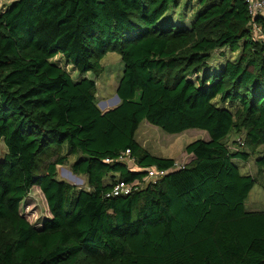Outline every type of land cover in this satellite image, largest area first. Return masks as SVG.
<instances>
[{"label":"trees","instance_id":"16d2710c","mask_svg":"<svg viewBox=\"0 0 264 264\" xmlns=\"http://www.w3.org/2000/svg\"><path fill=\"white\" fill-rule=\"evenodd\" d=\"M190 1L12 0L0 11V264H264V207L244 208L254 184L264 193V16L244 0ZM107 52L122 70L118 103L100 110L86 73L99 75ZM140 121L207 137L175 168L136 140ZM125 150L133 168L115 160ZM67 156L88 189L56 178ZM249 157L254 174L241 171ZM150 167L167 172L105 196ZM32 186L49 213L38 226L19 212Z\"/></svg>","mask_w":264,"mask_h":264},{"label":"rangeland","instance_id":"374dc122","mask_svg":"<svg viewBox=\"0 0 264 264\" xmlns=\"http://www.w3.org/2000/svg\"><path fill=\"white\" fill-rule=\"evenodd\" d=\"M11 1L12 0H0V11L3 10ZM194 3L195 0L190 1V4ZM167 12L171 13V10L168 9ZM184 13L186 16H189L186 14V10ZM181 14H183V10L181 9V5H179L175 8V12L169 14V17L173 21H178ZM180 21L187 23V17L185 20ZM253 33L254 37H259L258 29L254 30ZM213 53L214 56L212 57V60H209L211 64H214V62H218L221 59L217 50L213 51ZM235 56V53L231 55L232 58ZM52 60L56 61L58 65L64 67L72 78L76 77V73L72 71L70 66L65 65L64 61L60 59L59 56L53 57ZM100 63L102 71L99 75L94 77L90 72H87L86 75L87 77L93 78L95 81L96 105L100 110H103L118 103V99H116L114 95L115 87L122 70V62L115 52H107L101 58ZM135 137L139 144L152 154L164 157H173L177 165H182L189 159V155L183 151L184 145L194 139H206L207 136L205 131L197 128H189L180 133L169 134L147 123L146 121H140L135 132ZM3 152L4 148L0 142V156ZM73 159L74 156H67L62 165H56V178L68 182L73 185L75 189H88L85 177L83 175H74L70 171V164ZM241 171L249 172L251 174L256 172L252 157H249L247 161L242 163ZM262 183H264V180ZM263 207V190L258 184H254L244 201V208L260 209ZM19 212L34 226H38L43 218L49 217L45 199L37 186H32L27 196L20 202Z\"/></svg>","mask_w":264,"mask_h":264},{"label":"built area","instance_id":"2783aa9c","mask_svg":"<svg viewBox=\"0 0 264 264\" xmlns=\"http://www.w3.org/2000/svg\"><path fill=\"white\" fill-rule=\"evenodd\" d=\"M246 3V9L249 15H262L264 16V0H244ZM254 29H257L254 26ZM116 161L124 162L128 166L133 168V158L128 156V151L125 150L124 152L120 153L116 158ZM104 161H109V159H104ZM175 168L182 167V165H177L174 161ZM167 170L164 169H156L154 167L147 168L144 176L141 178L140 181L133 180L130 182H126L123 180H116L109 191L105 193V196H117V195H125L128 194L130 191L136 189L137 187H141L147 181H155L156 179L162 177Z\"/></svg>","mask_w":264,"mask_h":264},{"label":"crops","instance_id":"0c3cea01","mask_svg":"<svg viewBox=\"0 0 264 264\" xmlns=\"http://www.w3.org/2000/svg\"><path fill=\"white\" fill-rule=\"evenodd\" d=\"M172 158H173V157H172ZM260 209H261V208H260ZM247 210H258V209H249V208H248Z\"/></svg>","mask_w":264,"mask_h":264},{"label":"water","instance_id":"95a60500","mask_svg":"<svg viewBox=\"0 0 264 264\" xmlns=\"http://www.w3.org/2000/svg\"><path fill=\"white\" fill-rule=\"evenodd\" d=\"M114 97H115L116 99H118V97H117V95H116V94L114 95Z\"/></svg>","mask_w":264,"mask_h":264}]
</instances>
